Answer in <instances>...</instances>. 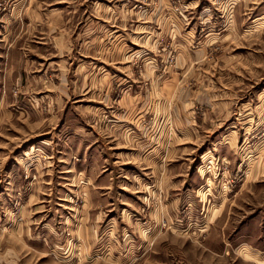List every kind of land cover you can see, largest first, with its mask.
Masks as SVG:
<instances>
[{
	"label": "rangeland",
	"instance_id": "obj_1",
	"mask_svg": "<svg viewBox=\"0 0 264 264\" xmlns=\"http://www.w3.org/2000/svg\"><path fill=\"white\" fill-rule=\"evenodd\" d=\"M263 170L264 0H0V264H264Z\"/></svg>",
	"mask_w": 264,
	"mask_h": 264
},
{
	"label": "crops",
	"instance_id": "obj_2",
	"mask_svg": "<svg viewBox=\"0 0 264 264\" xmlns=\"http://www.w3.org/2000/svg\"><path fill=\"white\" fill-rule=\"evenodd\" d=\"M201 168H202V167H200L199 170H201ZM199 170H198V171H199ZM263 173H264V170H263Z\"/></svg>",
	"mask_w": 264,
	"mask_h": 264
}]
</instances>
